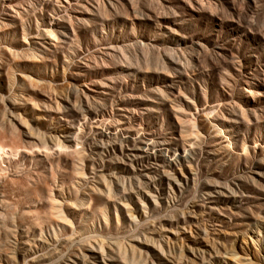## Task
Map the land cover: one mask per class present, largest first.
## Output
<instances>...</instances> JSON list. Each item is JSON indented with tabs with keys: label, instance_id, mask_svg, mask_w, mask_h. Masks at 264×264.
<instances>
[{
	"label": "rangeland",
	"instance_id": "rangeland-1",
	"mask_svg": "<svg viewBox=\"0 0 264 264\" xmlns=\"http://www.w3.org/2000/svg\"><path fill=\"white\" fill-rule=\"evenodd\" d=\"M263 257L264 0H0V264Z\"/></svg>",
	"mask_w": 264,
	"mask_h": 264
},
{
	"label": "bare ground",
	"instance_id": "bare-ground-1",
	"mask_svg": "<svg viewBox=\"0 0 264 264\" xmlns=\"http://www.w3.org/2000/svg\"><path fill=\"white\" fill-rule=\"evenodd\" d=\"M46 32V31H45ZM17 94H19V93H17ZM264 258V257H263ZM239 259V258H238ZM264 261V260H263ZM250 263V262H249Z\"/></svg>",
	"mask_w": 264,
	"mask_h": 264
}]
</instances>
